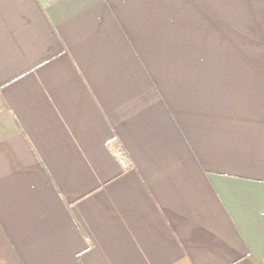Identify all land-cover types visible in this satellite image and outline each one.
<instances>
[{"label":"crops","instance_id":"crops-1","mask_svg":"<svg viewBox=\"0 0 264 264\" xmlns=\"http://www.w3.org/2000/svg\"><path fill=\"white\" fill-rule=\"evenodd\" d=\"M0 264H264V0H0Z\"/></svg>","mask_w":264,"mask_h":264},{"label":"built area","instance_id":"built-area-1","mask_svg":"<svg viewBox=\"0 0 264 264\" xmlns=\"http://www.w3.org/2000/svg\"><path fill=\"white\" fill-rule=\"evenodd\" d=\"M114 156L117 158V160L124 166H128V159H127V153L122 147H117L114 151Z\"/></svg>","mask_w":264,"mask_h":264}]
</instances>
